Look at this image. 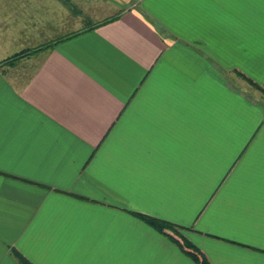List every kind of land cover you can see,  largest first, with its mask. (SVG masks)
<instances>
[{
  "label": "crops",
  "instance_id": "crops-1",
  "mask_svg": "<svg viewBox=\"0 0 264 264\" xmlns=\"http://www.w3.org/2000/svg\"><path fill=\"white\" fill-rule=\"evenodd\" d=\"M7 5L0 264H264V0Z\"/></svg>",
  "mask_w": 264,
  "mask_h": 264
},
{
  "label": "trees",
  "instance_id": "trees-1",
  "mask_svg": "<svg viewBox=\"0 0 264 264\" xmlns=\"http://www.w3.org/2000/svg\"><path fill=\"white\" fill-rule=\"evenodd\" d=\"M40 48L41 47H39L38 49H40ZM38 49L30 51V53H32V52L36 53L38 51ZM27 51L28 50H26L23 53L13 54L11 57H9L5 60H1L0 66L2 64L8 65V66H13V64H14L13 62L15 60H18L21 57L25 56L27 54ZM238 74H239V76H241L242 79H246L249 85L256 88V90L258 89L261 93L264 94V91L262 90L261 87H259L258 84L256 85V83H254L252 80L247 79L244 74L243 75L241 73H238ZM137 217H139L141 220H143L146 223H150V225L153 226L156 230L160 231L163 229V230H170L171 232H174L175 235L180 236V238L182 239V243H179V248H181L186 254L188 253L189 256H191V258L193 260H195L196 262H198L199 264H208L207 259H205L203 256H200V258H198L197 255L201 254V252L196 247L191 245L189 240L185 239L184 237H182L181 235L178 234L180 229L178 227H176L175 224L164 222V221H162V219L157 220V219L149 218V216H144V215H140V214H137ZM17 258L19 259V262L21 264H29V262L27 260H25L22 255L21 256L18 255Z\"/></svg>",
  "mask_w": 264,
  "mask_h": 264
},
{
  "label": "rangeland",
  "instance_id": "rangeland-1",
  "mask_svg": "<svg viewBox=\"0 0 264 264\" xmlns=\"http://www.w3.org/2000/svg\"><path fill=\"white\" fill-rule=\"evenodd\" d=\"M10 0H0V12L3 13L4 11L10 9V6L8 7L7 3L9 2ZM5 5V6H3ZM7 6V7H6ZM88 16H90V19L91 21H96L97 19H99L101 16L100 15H97L99 14L97 12V9H96V12H91L89 9L87 10L86 13H88ZM6 14H9V12H4ZM68 13V12H67ZM103 16V15H102ZM84 18L82 16H75L73 18L72 15H70L69 13L67 14V19H65V23H66V28L65 30H63L62 32H59V34H62L63 32L66 31V33L68 32H71L73 30H76V28H78L79 30L81 29H84L86 27V23L84 22L83 20ZM8 45V46H7ZM7 45L3 46L2 49H0V57H7V56H10L13 54L14 50H13V46H14V43H7ZM6 51V52H4ZM30 51H33V50H30ZM30 51L28 50L27 51V54L23 57H21L20 59H26L27 57L26 56H29L28 58L30 59L31 56H33L35 53L32 52L30 53ZM26 57V58H25ZM18 59V60H20ZM26 66L24 67V69L20 72V74L22 75V77L26 78L28 75H30L32 72H34V65H33V62H26ZM251 86V85H250ZM254 88V87H253ZM258 90V89H257ZM259 91V90H258ZM260 94L264 95L263 93L260 92Z\"/></svg>",
  "mask_w": 264,
  "mask_h": 264
}]
</instances>
